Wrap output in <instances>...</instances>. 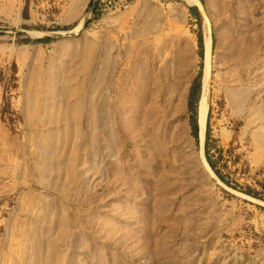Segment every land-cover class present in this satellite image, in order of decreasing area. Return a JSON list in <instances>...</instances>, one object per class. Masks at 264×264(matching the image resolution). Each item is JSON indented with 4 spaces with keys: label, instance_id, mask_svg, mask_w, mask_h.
<instances>
[{
    "label": "rangeland",
    "instance_id": "rangeland-1",
    "mask_svg": "<svg viewBox=\"0 0 264 264\" xmlns=\"http://www.w3.org/2000/svg\"><path fill=\"white\" fill-rule=\"evenodd\" d=\"M200 1L0 0V264H264V0Z\"/></svg>",
    "mask_w": 264,
    "mask_h": 264
},
{
    "label": "bare ground",
    "instance_id": "bare-ground-1",
    "mask_svg": "<svg viewBox=\"0 0 264 264\" xmlns=\"http://www.w3.org/2000/svg\"><path fill=\"white\" fill-rule=\"evenodd\" d=\"M14 1V0H13ZM190 1V3L191 2H196V3H198L200 6L202 5V3H201V1L200 0H189ZM15 3V2H14ZM14 5V4H13ZM6 7H8V6H6ZM5 7V8H6ZM17 8V7H16ZM19 9V8H18ZM9 11L10 12H14V11H12V8L10 9L9 8ZM18 14V13H17ZM18 21V20H17ZM81 23V22H80ZM82 28V23L79 25V26H77V30H80ZM86 45V44H85ZM212 45H213V40H212V36L210 35V34H206V36H205V38H204V50H205V56H204V72H205V74H204V78H205V82L207 83V80H208V78H209V75H210V70H211V62H210V57H211V52H212ZM89 46V45H88ZM82 51V50H81ZM13 53V52H12ZM86 53V52H85ZM23 55V54H22ZM75 57V56H74ZM82 57V56H81ZM87 57V56H86ZM88 57H90V56H88ZM93 57H95V55L93 56ZM74 59V58H73ZM24 61V60H23ZM76 61V60H75ZM79 63V62H78ZM96 63V62H95ZM94 64V63H93ZM85 65V64H84ZM88 65V64H87ZM81 66V65H80ZM108 66V65H107ZM59 67V66H58ZM86 67V66H85ZM85 67H83V69L85 68ZM52 68V67H51ZM80 68V67H79ZM99 68V67H98ZM102 68V67H101ZM50 69V68H49ZM74 69V68H73ZM81 69H82V66H81ZM88 69V68H87ZM87 69H85V71L87 70ZM109 69V68H108ZM52 70V69H51ZM54 70V69H53ZM95 70V69H94ZM100 70H103V69H100ZM46 71V70H45ZM49 71V70H48ZM60 71V70H59ZM71 71H73V70H71ZM91 71V70H90ZM103 72H105L104 70H103ZM45 73V72H44ZM53 73V72H52ZM67 73V72H66ZM40 74V73H39ZM59 74V73H58ZM65 74V73H64ZM100 74V73H99ZM34 75V74H33ZM52 75V74H51ZM65 76V75H64ZM64 76H63V79H64ZM69 76H71V75H69ZM78 76V75H77ZM81 76V75H80ZM66 77V76H65ZM82 77V76H81ZM101 77V76H100ZM28 78V77H27ZM31 78V77H30ZM77 77H76V74H74V75H72L71 77H70V80H69V82H65V86H64V88H62L63 89V92H62V95L63 94H65L66 96H74V101H73V104H72V106H69V105H67L68 107H65V105L63 106V107H60V110H61V113L60 114H58L57 116H56V113H55V116H56V118H57V121L58 120H60V121H62V122H65V123H67V124H69V125H73V126H75V128H76V120H80L81 118H82V102H83V99H82V95H81V90L78 88L79 86H80V81L81 80H83V78H81L80 80H79V83H78V81H77V83H76V79ZM36 79V78H35ZM57 79V78H56ZM62 79V78H61ZM31 80H33L32 78H31ZM96 80V79H95ZM30 81V80H29ZM50 81V80H49ZM54 81V80H53ZM31 82V81H30ZM55 82V81H54ZM63 82V83H64ZM81 82H83V81H81ZM103 82H104V78H103V80L99 83V85L100 84H103ZM27 83H28V81H27ZM71 83H73V84H71ZM95 84V83H94ZM105 84V83H104ZM50 85V84H49ZM53 85V84H52ZM97 85H98V83H97ZM60 86V85H59ZM78 86V87H77ZM82 86V85H81ZM30 87V86H29ZM44 87H46V85L44 86ZM43 87V88H44ZM53 87V86H52ZM57 87V86H56ZM62 87V86H61ZM47 88V87H46ZM52 89V88H51ZM28 90V89H27ZM31 90H33L32 88H31ZM36 90V89H35ZM47 90V89H46ZM91 90V89H90ZM29 91V90H28ZM34 91V90H33ZM43 91H45L44 89H43ZM96 91V90H95ZM30 92V91H29ZM34 93V92H33ZM32 93V94H33ZM46 93V92H45ZM47 93H48V91H47ZM147 93V92H146ZM31 93H30V95H32ZM36 94V93H35ZM84 94V93H83ZM133 94H135V93H133ZM241 94V93H240ZM239 93H234V92H232V93H229V98L234 102H238V103H240V105H241V103H242V101H245V99H243V96H242V94L240 95ZM25 95H27V94H25ZM244 95V94H243ZM82 96V97H81ZM144 96V95H143ZM27 97V96H26ZM29 97V96H28ZM27 97V98H28ZM33 97V96H32ZM151 97V96H150ZM246 97V96H245ZM63 98V97H62ZM90 99L92 98V97H89ZM136 98V97H135ZM153 98V97H152ZM35 99V98H34ZM34 99L32 100V101H34ZM49 99V98H48ZM47 99V100H48ZM128 99V98H127ZM137 99V98H136ZM144 99V98H143ZM142 99V100H143ZM31 100V99H30ZM46 100V99H45ZM61 100V99H60ZM64 100V99H63ZM133 100V99H132ZM65 101V100H64ZM127 101V100H126ZM133 101H135V100H133ZM131 102V101H130ZM67 103V102H66ZM85 103V102H84ZM140 103H141V100L140 99H138L137 101H135V104H136V107H132L131 109H128V111L125 113V118H126V120H128V121H133L134 120V118H138L139 117V115H140V110H139V105H140ZM65 104V103H64ZM126 104V103H125ZM34 105V104H33ZM46 105V104H45ZM45 105H44V107H45ZM60 105V104H59ZM46 108V107H45ZM45 108H44V110H45ZM57 108H59L58 106H57ZM32 108H31V104L30 103H27L26 102V104H25V110L26 111H30ZM52 108H50L49 109V111L51 110ZM208 109H209V105H208V99H207V95H204L203 97H202V99H201V101H200V105H199V114H198V122H199V139H200V146H201V150H200V153H201V156L203 157V161H204V164H205V166H206V168L209 170V171H211L212 173H214V171H213V169H212V166L209 164V162H208V160L206 159V156H205V149H204V146H205V140H206V128H207V117H208ZM59 110V109H58ZM57 110V111H58ZM32 112V111H31ZM54 112H55V109H54ZM29 113V112H28ZM26 114H27V112H26ZM31 114V113H30ZM32 115V114H31ZM31 117V116H30ZM31 119V118H30ZM50 119V118H49ZM48 119V120H49ZM77 125H79V124H77ZM106 126V125H105ZM74 128V134H76L77 136H80V130L78 129H75ZM264 128V127H263ZM262 128V129H263ZM1 129V128H0ZM114 130V129H113ZM5 132H6V130H5ZM4 132V133H5ZM75 136V135H74ZM76 137V136H75ZM74 138V137H73ZM71 139V138H70ZM254 139L257 141V142H263L264 143V131H262V132H256V133H254ZM56 140V139H55ZM55 145H56V143H55ZM63 148V147H62ZM72 154V157H73V153H71ZM75 154H76V150H75ZM74 154V155H75ZM75 159V158H74ZM73 161V160H72ZM45 164V163H44ZM52 168V167H51ZM67 176H68V179L69 180H73L72 178H73V167H72V162H71V164L68 166V170H67ZM48 264H58V261H57V259H53V260H50V262L48 263Z\"/></svg>",
    "mask_w": 264,
    "mask_h": 264
},
{
    "label": "crops",
    "instance_id": "crops-1",
    "mask_svg": "<svg viewBox=\"0 0 264 264\" xmlns=\"http://www.w3.org/2000/svg\"><path fill=\"white\" fill-rule=\"evenodd\" d=\"M200 8V7H199Z\"/></svg>",
    "mask_w": 264,
    "mask_h": 264
}]
</instances>
